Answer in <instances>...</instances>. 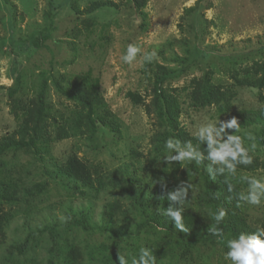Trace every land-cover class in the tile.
<instances>
[{"label": "rangeland", "instance_id": "rangeland-1", "mask_svg": "<svg viewBox=\"0 0 264 264\" xmlns=\"http://www.w3.org/2000/svg\"><path fill=\"white\" fill-rule=\"evenodd\" d=\"M164 75L170 108L155 97ZM61 78L95 83L89 117L107 127L91 135ZM44 84L68 135L36 154L26 135L0 154V264H264V0H0V141L28 127ZM176 133L218 145L204 154ZM73 155L122 189L127 168L141 204L162 210L165 196L191 225L136 231L133 197L57 176ZM108 209L134 236L73 225H101Z\"/></svg>", "mask_w": 264, "mask_h": 264}, {"label": "trees", "instance_id": "trees-1", "mask_svg": "<svg viewBox=\"0 0 264 264\" xmlns=\"http://www.w3.org/2000/svg\"><path fill=\"white\" fill-rule=\"evenodd\" d=\"M49 1L53 2L54 0ZM107 4V2L99 3L93 8H102L107 6ZM47 36L48 35L41 33L39 38H36L32 41V46L38 49L43 41L47 39ZM166 77L167 76L164 75L161 78H157L155 80V97L161 99V102L164 101L162 108H170L173 101L171 98L167 99L161 89L163 80ZM65 79L61 78L60 81H54V86L59 94L75 102L87 112L81 116L80 120L82 125L90 131L91 135L96 133L99 126L107 127L108 123H106L104 120V116L96 118L89 117V115L93 113V108L95 106L97 108L100 107L98 91L95 83L84 79L87 84H82L77 82L79 78L74 82H65ZM45 91L46 85L44 84L41 88L40 94L36 98L35 106L32 111L31 123L28 125V127H26L21 132L13 133L10 136L4 137L0 141V154L7 150L21 149L23 147L21 138L26 135L31 136V146L35 154L40 149L47 150L49 143L57 142L67 138V129H63L61 126H59L55 122V119L49 115ZM259 117L264 123V112L260 113ZM171 121L173 122V118L170 116V122ZM51 134H54V136L52 137ZM16 137H18V139ZM173 138L182 144L195 146L204 154H207L209 150L218 145L216 141H211L200 137L191 138L187 137L184 133H176ZM165 142H169L166 137ZM259 142L264 145V132L259 137ZM199 162L201 163L202 161L200 160ZM56 172L57 176H59L61 180L67 181V184L71 185V188L74 189L78 188V186H81L82 188H95L97 192H100L107 186L106 181H108L112 187L118 188L121 191L127 193L130 198L133 197L134 204L138 205V213L139 215H142L141 222L139 225L135 226L136 231L138 232L144 227H148L150 229L160 228L164 234L167 235L173 229H175L174 224H178V226L186 225V227L191 225L190 223L192 221V217H190L187 212H175L170 203H168V200L166 201L165 196H158L157 204L162 208V210H156L155 208L153 211H149V207L147 205L141 204L138 196H136L132 189L131 183L133 184V179L129 175L127 168L121 170L122 175L129 178L130 180L129 183H127L128 185H126L125 189H122L114 178L110 179L108 176H103L96 167H92L90 170L88 166L81 163L74 155L73 157L68 158L65 165L60 167ZM159 194H161V191ZM210 195L212 196L211 190H206L203 197V199L206 200L205 202L210 201ZM111 208L112 207H110V209ZM110 209H108L107 214L104 215L105 219L102 220L100 223L101 225L96 226V224L92 222L91 216L89 214L88 216L80 214L78 218L73 216V225L84 232L103 230L105 232H109L114 237L125 238V240H129L131 236H134L133 233L129 231L127 224H121L119 227H117V219L114 218L113 211ZM229 224L232 230H235L232 218Z\"/></svg>", "mask_w": 264, "mask_h": 264}]
</instances>
